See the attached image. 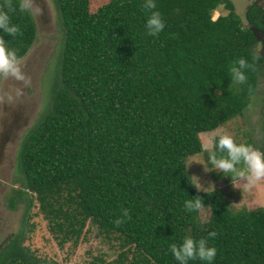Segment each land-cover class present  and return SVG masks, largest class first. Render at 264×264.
<instances>
[{
  "label": "trees",
  "instance_id": "trees-1",
  "mask_svg": "<svg viewBox=\"0 0 264 264\" xmlns=\"http://www.w3.org/2000/svg\"><path fill=\"white\" fill-rule=\"evenodd\" d=\"M52 1L60 55L48 77L49 105L17 152L21 187L9 196L10 206L24 197L27 217L34 194L50 229L75 242L87 221L94 222L125 247L117 264H179L169 245L185 236L216 248L212 264H264V207L232 210L223 189L198 191L186 165L193 155L211 165L200 134L242 115L257 90L264 6L249 3L243 20L232 0H155L165 28L151 36L144 0H108L95 12L89 0ZM12 3L10 22L21 32L0 29V36L20 59L36 38V24L30 12L18 10L19 0ZM3 5L0 0V10L8 11ZM220 5L227 13L214 18ZM241 57L255 71L238 85L229 67ZM194 197L210 210L207 223L199 222L198 211L185 210ZM121 209L131 220L117 227L112 221ZM24 222L0 246V264H60L24 245L32 228ZM212 231L215 238L208 237Z\"/></svg>",
  "mask_w": 264,
  "mask_h": 264
},
{
  "label": "rangeland",
  "instance_id": "rangeland-1",
  "mask_svg": "<svg viewBox=\"0 0 264 264\" xmlns=\"http://www.w3.org/2000/svg\"><path fill=\"white\" fill-rule=\"evenodd\" d=\"M107 1L89 0V11L95 12ZM253 1L264 6V0H232L236 13L243 20L247 5ZM29 12L36 24V38L19 61L23 71L30 77V82L25 86L19 81L0 76V246L9 236L15 234L21 227H25L24 219H27V223L31 224L32 228L26 230L23 243L39 257L50 258L60 264H117V255L125 250V247L119 246V240L114 234L106 236L100 232L94 222L87 221L79 240L75 242L73 236L63 239L60 233L50 229V220L40 208L34 194H32L34 201L27 217H25L24 197L15 199L14 207L9 204V196H15L13 190L21 187L15 180L18 176L17 152L28 128L38 120L49 105L48 77L54 70L61 49V23L53 1L35 0V6ZM226 13L227 10L220 5L212 15L216 18L219 14ZM260 38L256 51L262 53L264 36ZM224 130L228 131L237 143L264 148V67L259 73L257 90L251 96L243 114L230 119L215 130L201 133L202 145L208 138ZM1 135L5 136V139H2ZM204 158V155L187 158L186 165L190 177H198L204 188L211 183L215 188L223 189L224 196L234 211L241 208L264 207V180L247 190L244 187V180L223 181L222 178L217 177L221 172L213 170L212 165L207 164ZM193 161L203 163L208 171H205L202 164ZM209 217L208 207L198 211L199 222L207 223ZM127 256L128 259L131 258V251Z\"/></svg>",
  "mask_w": 264,
  "mask_h": 264
},
{
  "label": "clouds",
  "instance_id": "clouds-1",
  "mask_svg": "<svg viewBox=\"0 0 264 264\" xmlns=\"http://www.w3.org/2000/svg\"><path fill=\"white\" fill-rule=\"evenodd\" d=\"M34 6L35 0H19L18 10L25 13L31 11ZM3 7L8 11L0 10V29H3L4 33L9 36H15L21 30L18 26L11 24L8 13L16 11L17 6L13 5L12 0H4ZM142 8L147 15L148 35L158 36L165 28V21L162 19L161 13L156 10L155 0H144ZM257 59L258 57H253L254 61ZM248 70L255 71V64L249 63L246 58H238L229 67L231 81L238 85L245 84L247 82L246 71ZM0 76L19 81L25 86L30 82V77L23 71L15 51L6 47L3 36H0ZM202 152L207 153L208 163L212 165L213 170L231 177L232 180H244V187L247 190L253 188L257 182L264 180V152L251 144L237 143L226 130L219 131L215 136L208 138L202 145ZM193 162L204 166L201 162ZM204 169L208 171L205 166ZM191 178L192 182L190 183L198 191L203 190L206 193H209L210 190L215 191L213 184L210 183L207 188H204L198 177L192 176ZM204 206V201L200 197L190 198L184 202V208L189 212L200 211ZM128 220H131L128 209H121V216L112 222L119 227ZM217 235L215 231L208 233L209 238H215ZM169 250L179 264H188L189 261L197 259L212 264L217 254L216 248L209 246L207 239L195 240L190 236L183 237L180 244L171 243Z\"/></svg>",
  "mask_w": 264,
  "mask_h": 264
},
{
  "label": "flooded vegetation",
  "instance_id": "flooded-vegetation-1",
  "mask_svg": "<svg viewBox=\"0 0 264 264\" xmlns=\"http://www.w3.org/2000/svg\"><path fill=\"white\" fill-rule=\"evenodd\" d=\"M1 138H2V139H5V136L1 135ZM2 142H3V141H1V143H2Z\"/></svg>",
  "mask_w": 264,
  "mask_h": 264
}]
</instances>
